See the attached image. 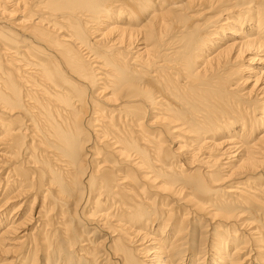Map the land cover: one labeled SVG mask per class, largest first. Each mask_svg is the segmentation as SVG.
Instances as JSON below:
<instances>
[{
    "label": "bare ground",
    "instance_id": "obj_1",
    "mask_svg": "<svg viewBox=\"0 0 264 264\" xmlns=\"http://www.w3.org/2000/svg\"><path fill=\"white\" fill-rule=\"evenodd\" d=\"M0 264H264V0H0Z\"/></svg>",
    "mask_w": 264,
    "mask_h": 264
},
{
    "label": "rangeland",
    "instance_id": "obj_2",
    "mask_svg": "<svg viewBox=\"0 0 264 264\" xmlns=\"http://www.w3.org/2000/svg\"><path fill=\"white\" fill-rule=\"evenodd\" d=\"M244 64V63H243ZM252 64H249V66H251ZM244 73H242V75H243Z\"/></svg>",
    "mask_w": 264,
    "mask_h": 264
}]
</instances>
